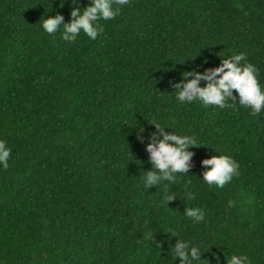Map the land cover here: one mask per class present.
<instances>
[{
	"label": "trees",
	"instance_id": "trees-1",
	"mask_svg": "<svg viewBox=\"0 0 264 264\" xmlns=\"http://www.w3.org/2000/svg\"><path fill=\"white\" fill-rule=\"evenodd\" d=\"M61 3L0 0V139L11 149L0 168V264H180L172 232L201 248L197 264L232 254L264 264V116L235 90L220 108L181 103L174 88L184 72L243 52L264 89V0H130L98 21L95 40L81 32L74 42L63 26L42 28L45 14L71 21L76 0ZM153 121L197 141L167 204L163 185L142 180L154 170ZM220 154L239 175L209 187L202 161ZM187 207L205 220L193 223Z\"/></svg>",
	"mask_w": 264,
	"mask_h": 264
},
{
	"label": "clouds",
	"instance_id": "clouds-1",
	"mask_svg": "<svg viewBox=\"0 0 264 264\" xmlns=\"http://www.w3.org/2000/svg\"><path fill=\"white\" fill-rule=\"evenodd\" d=\"M76 3L77 6L70 11L72 19L69 23H65L62 14L58 13L54 16L45 14L42 20L43 30L51 35L63 26L62 38L65 41L74 42L81 32L91 40H95L103 31L98 21L114 19L130 0H89L88 5L83 8L79 6V0H76ZM258 73L259 69L247 59L246 53H234L213 69L204 72L195 70L184 72L182 81L174 85L176 99L181 103L199 102L204 106L225 108L231 107L227 101L237 100V95H234L235 90L239 104L250 108L254 116L262 117L264 89L259 82ZM201 81L206 83L202 86ZM151 124H154L158 131L151 133L152 139L147 143L146 151L154 170L144 172L142 180L144 187L163 185V200L167 204L168 201L176 198L169 186L177 183L178 174L187 175L193 156L190 148L197 146V141L191 134H172L165 132L163 126L155 121ZM10 156L11 149L6 141L0 139V168L9 167ZM202 164L206 169L202 179L209 187L223 188L234 176L239 175V164L229 155H213L204 159ZM186 199L194 200L196 194L187 191ZM184 214L193 223L205 220V212L198 207H187ZM171 235L179 238L172 248L173 259L178 257L180 264H193V262L197 264L202 260L200 247L181 239L175 232ZM227 264H251V261L247 255L232 254Z\"/></svg>",
	"mask_w": 264,
	"mask_h": 264
}]
</instances>
